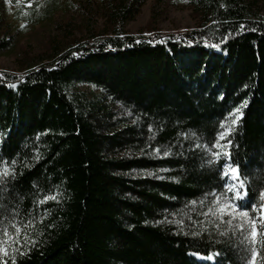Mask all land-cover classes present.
I'll return each mask as SVG.
<instances>
[{"label":"trees","instance_id":"1","mask_svg":"<svg viewBox=\"0 0 264 264\" xmlns=\"http://www.w3.org/2000/svg\"><path fill=\"white\" fill-rule=\"evenodd\" d=\"M60 1L31 0L29 6L27 0H0V53L14 51L16 24L24 29L52 20ZM145 1L100 0L107 34L74 41L65 36L53 42L49 55L20 58V74L0 71V158L37 140L38 156L22 169L20 181L42 194L55 192L59 200L32 207V243L11 264H241L239 241L230 231L218 235L228 224L201 215L210 203L197 211L195 237L174 236L165 224H179L201 193L221 191L220 164L208 169L205 152L191 146L211 138L233 108L239 119L231 125L227 150L246 200L256 204L264 187V0H154V11L167 2L189 8L197 26L183 34L130 36L125 24ZM79 82L102 88L104 101L142 111L140 122L152 126L150 140L171 148L170 155L144 147L140 157H119L145 139L132 128H115L101 96L72 92ZM148 156H158L157 163ZM151 165L170 174L160 179L155 172L151 180L126 174ZM216 249L221 255L212 263L188 256Z\"/></svg>","mask_w":264,"mask_h":264},{"label":"rangeland","instance_id":"2","mask_svg":"<svg viewBox=\"0 0 264 264\" xmlns=\"http://www.w3.org/2000/svg\"><path fill=\"white\" fill-rule=\"evenodd\" d=\"M153 4L154 0H146L140 6L139 12L135 15V17L130 19L125 24L124 29L130 36L138 37L142 35L150 38L154 32H159L165 35L183 34L191 29H194L197 26L198 19L195 18V16L191 13V10L184 5L174 6L171 3L167 2L160 5L154 11ZM99 6L100 0H61L60 5L58 6V9L55 12L52 20L44 21L40 24H36L30 27H25L24 29H22L19 24H16L17 29L13 31V38L12 41H10L11 45L14 48V51L12 53H0V71L20 74L22 72L21 65L19 63L20 58H22L24 55L28 56L29 58H36L37 56H40L42 54L49 55L53 42L66 39V37L68 38L67 40L74 41L88 39L90 38L91 34H107L110 30V27L107 24L106 19L102 15ZM10 9L11 11H13L12 8ZM11 16L8 15L7 21L5 23H11ZM67 25L68 27H66ZM59 28L61 29L59 30ZM72 92L80 94L83 93L87 97L101 96V104H105L106 108L111 112L110 120L115 124V128L129 127L132 128V131L136 133V138H140L143 136V138L145 139L144 141H141L138 145L136 144L133 148H127L125 151H122L121 153H119V157H140L141 155H143V151L145 150H143L142 152H140L139 150L143 149L144 147L152 150L151 153L157 155L153 151V149L159 147H157L152 143L153 141H151L153 137V131H149V127L147 126V124L140 122L141 118H139V115L140 113H142V111L138 110L140 113L137 110L133 111L132 108L128 107L126 104L116 102L111 99L104 101L103 99L105 98V93H103L102 88L92 83H76L73 86ZM217 131H219V129L215 130L211 138L204 137L201 145H204L205 142L213 141ZM140 132H144V134H140ZM190 134H192L191 136L193 137L194 141L199 139L195 133L190 131ZM221 143H223V141H221ZM38 146L39 144L37 143V140H34L33 142L24 144V147L16 156L9 158L1 157L7 160L8 167L10 170L15 172V176L14 178L12 176H9L6 184L4 185L10 190L0 193V196L3 197L2 199H0V204L3 205L6 209L5 213L2 215L3 219L0 220V229H2L6 224L10 225L14 220L21 226V238L23 239L25 234L28 237V240L21 246L17 247L15 244H13L8 247L7 254L0 258L2 259V261L7 262V264H11L16 257H18L28 248L29 245H31L33 233L37 225V221L31 215L32 207L38 206L39 204H37L36 201L42 200L44 195H49L42 194L36 191L35 187L30 183L29 185H27L23 184L20 181L22 169L24 167L26 168L32 161L37 158ZM164 150H162L161 148L160 152L163 153ZM199 150H203V152H205L203 146L199 148ZM158 156H148L147 159H150V162H152L153 160L154 164L157 163L156 160L157 158H159ZM205 156L207 157V159L209 158L206 152ZM12 160H15V164L11 163ZM196 163H198V161H196ZM204 165L208 169L210 166L211 170H214V167H216V165L206 164L205 161ZM169 171L170 170L166 167L157 169L155 166L153 167L151 165L150 168H134L126 174H128V176H130L133 180H151L156 179L154 175L155 172H158L160 175V179H166V176L170 174ZM22 184L23 186L21 187L20 185ZM19 186L21 187V189L19 188ZM197 198H199V201L203 200L204 204H206V202L210 203L209 201L213 199L212 196H209V198H211H208L209 201L204 200L203 193L198 195ZM260 204L261 201L258 195L256 210L250 211V213L256 220L260 219L261 216L264 215V212H262L260 208ZM200 206L201 204L198 203L194 207L195 210H193L192 206L187 207V214L183 216V227H181L180 224L177 223H167L165 224V228L167 227L170 232L174 234V236H187L192 232H197L198 226L195 224V219L197 217H200L198 216L197 212ZM171 210L173 209L169 208L165 212H170ZM189 216L192 217V220H189ZM30 221L31 223H29ZM234 224L235 223H233V228L231 229H229V226L227 225L229 229L228 231H230L231 233L233 230H235ZM25 225L28 226L25 227ZM9 233L14 234V229L9 227ZM232 238L240 241L239 233L235 237L232 236ZM13 248H17V250L13 251ZM188 256L197 259L196 256L190 254Z\"/></svg>","mask_w":264,"mask_h":264},{"label":"snow or ice","instance_id":"3","mask_svg":"<svg viewBox=\"0 0 264 264\" xmlns=\"http://www.w3.org/2000/svg\"><path fill=\"white\" fill-rule=\"evenodd\" d=\"M7 3L8 0H5ZM19 2V0H17ZM28 5H31V0H27ZM23 28L24 25L22 24ZM240 28L243 30L245 26L240 25ZM255 30V29H254ZM227 37H225L226 39ZM183 38H177V42H182ZM187 45H191L193 41L188 40L184 41ZM206 47L219 48L218 44H208L205 42ZM110 47V45H109ZM3 73H0V79H3ZM20 80H23V77H20ZM10 88L15 89L17 85L15 83L8 85ZM239 119V109L233 108L219 122V131L216 132L214 140L211 142H205L204 145L193 144L191 147L193 150L199 149L203 146L204 151L208 154V159L205 161L208 165L220 164L219 175L220 179L224 181L221 185L222 191L218 189H212L211 192L204 194V200H207L208 196H212L213 199L210 201V206L207 207L206 211L202 212L201 215L215 217L220 224L227 223L229 229H234L231 233L233 237L240 235V247L237 251L242 256V264H264V215L261 216L259 220L249 217V211L256 210V204L250 200H246L248 196L247 189L245 188L244 181L239 176L238 165L233 164L231 155L228 152V146L231 144V140L228 138V133L232 130L231 125H234ZM230 121V123H229ZM149 131H152V126L149 125ZM184 135V134H182ZM223 141V143H221ZM153 151L159 155L160 149L155 148ZM171 148H168L163 151V156L167 157L171 153ZM12 164H15V160L11 161ZM9 176L14 178L15 172L10 170L8 167V162L5 158H0V193L9 191L6 186L7 179ZM228 193H231L229 196ZM3 197L0 196V199ZM259 199L261 201L260 208L264 212V189L260 190ZM49 200H54L59 202L58 195L53 192L49 195H44L42 200L36 201L37 204L45 203ZM197 203H200L203 206L204 201H191L190 204L195 206ZM215 206V207H213ZM3 205H0V208H3ZM193 210H195L193 208ZM225 217H228L225 221ZM3 219V216L0 215V220ZM189 220H192V217L189 216ZM31 223V221L29 222ZM201 224V231L206 230L205 222L199 221ZM207 223L211 224L213 228H218V225L215 221H208ZM181 227H183V220L179 221ZM257 224L261 225L260 230H257ZM28 225H25L27 227ZM9 227L14 229V234L9 233ZM224 229L219 231V236H227L228 230ZM21 226L13 222L8 225H4L0 229V258L7 254L8 247L15 244L17 247L21 246L24 242L28 240L27 235L25 234L23 239L21 238ZM192 236H197L199 233L192 232ZM209 239H211V234H209ZM236 248V245H232ZM13 251H16L17 248H13ZM22 254V253H21ZM190 255L196 256L198 260H209L214 261V258L221 255L219 251H209L207 256L202 255L200 252H190ZM0 264H7V262L0 259Z\"/></svg>","mask_w":264,"mask_h":264}]
</instances>
